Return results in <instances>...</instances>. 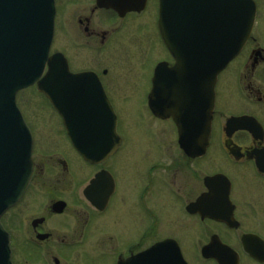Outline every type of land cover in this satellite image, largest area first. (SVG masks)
<instances>
[{
    "label": "flooded vegetation",
    "instance_id": "flooded-vegetation-1",
    "mask_svg": "<svg viewBox=\"0 0 264 264\" xmlns=\"http://www.w3.org/2000/svg\"><path fill=\"white\" fill-rule=\"evenodd\" d=\"M254 1L253 32L217 78L209 145L198 152L179 144L173 114L181 119L184 112V77L171 71L175 61L157 26L159 0H148L142 11L123 14L98 0H56V40L64 43L68 38L74 47L84 45L92 51L106 48L115 36L126 33L128 19L149 16L154 6L153 43L164 56L147 61L152 65L145 67V82L133 85L139 96L134 99L122 93L128 84L115 80L107 66L75 67L70 54L57 49L67 56L72 72H90L78 79L77 104H95L93 130L85 135L105 139V146L94 149H105L106 156L88 161L73 146L63 115L72 109L57 112L43 96L48 120L40 133L22 110L34 140V172L24 196L2 216L13 264H161L160 253L154 259L155 252L150 251L162 242L165 255L171 256L163 260L165 264L177 263L178 245L188 264H195L194 259L219 264L215 256L225 254L231 261L239 257L240 264H264V0ZM62 7L68 14L59 18ZM69 13L76 16L71 24ZM96 22L107 29H98ZM161 62L168 66L158 69ZM151 93L161 106L158 114L150 108ZM61 94L70 103L69 94L64 90ZM194 95L203 97V84ZM128 100L134 102L135 126L125 124L126 114L133 115L121 109ZM190 111L196 122H203L200 104L191 105ZM208 114L206 109V119ZM231 118L239 120L229 124ZM125 126L134 128L133 133ZM190 135L208 136V129L196 125ZM134 137L142 140L141 146ZM129 161L130 171L123 165ZM174 207L184 224L182 234L169 219ZM204 249L210 251L209 257L203 255Z\"/></svg>",
    "mask_w": 264,
    "mask_h": 264
},
{
    "label": "water",
    "instance_id": "water-1",
    "mask_svg": "<svg viewBox=\"0 0 264 264\" xmlns=\"http://www.w3.org/2000/svg\"><path fill=\"white\" fill-rule=\"evenodd\" d=\"M209 6L205 0H161L159 26L178 70L198 76L205 69L211 94L210 125L216 77L250 36L256 8L250 0H225L224 15L217 18ZM54 17L55 0H0V218L22 197L33 172L32 137L17 107L16 93L38 81L39 90L59 108L57 77L71 75L62 54L49 56ZM47 64L49 71L41 79ZM72 139L79 146L81 139ZM181 141L188 145L186 138ZM89 153L84 151L87 157ZM165 251L161 245L150 252H155L154 259L160 253L161 264H165V258L171 259ZM0 264H11L9 237L1 222Z\"/></svg>",
    "mask_w": 264,
    "mask_h": 264
},
{
    "label": "rangeland",
    "instance_id": "rangeland-1",
    "mask_svg": "<svg viewBox=\"0 0 264 264\" xmlns=\"http://www.w3.org/2000/svg\"><path fill=\"white\" fill-rule=\"evenodd\" d=\"M62 3L68 0H61ZM62 6V5H61ZM65 8V7H64ZM63 9L62 16L60 14L59 18H63L65 13L68 11H65ZM154 6L152 7V12L146 13L145 16L141 18H130L127 21V31L126 33H123V35H118L115 36L113 39H116L112 41L111 43H108L107 47L104 48L101 51H92L89 50L88 48L83 46H78V48L74 47L70 42L68 38L67 41L64 43L58 39L55 42V47L54 49H62L66 50L67 53L70 54V56L74 59V66L75 67H96V68H102L107 66V68L110 69V74L114 76L115 80L118 82L122 83L123 85L128 84V89L126 91H122V93H128L129 97L138 99V95L136 94V89L137 87L133 86L134 84L138 85L139 83H144L145 80L143 78V74L145 72V67H150L152 64L151 62H147L149 59L154 58L158 59L163 57L162 49L158 47L157 45H154L155 41V29L153 27V21H155V10ZM71 12V11H70ZM73 13L70 15L69 13V19L68 23L70 24L74 22V19L76 16ZM90 22L92 23V14L89 16ZM150 20V21H149ZM95 22V21H94ZM97 28L98 29H104L106 28L105 25H102L101 23L99 24L96 22ZM142 23L139 26V29L137 27L138 24ZM69 24V25H70ZM76 33L78 34L76 28L74 27ZM107 29V28H106ZM60 32L58 33V36H60ZM154 35V36H153ZM122 36V37H121ZM79 37V34H78ZM81 40V39H80ZM83 41H86L83 38ZM161 50V51H160ZM149 56V57H147ZM153 59V60H154ZM78 63V64H75ZM122 95V94H121ZM19 102L22 110L26 112V114L30 117V119H34L36 122V126L38 128L37 131L40 133L41 125L45 124L47 127V114L48 112L46 109H42V103H43V98L39 97L37 95V92L34 87H29L25 89L23 92L19 94ZM124 108L130 110L129 113H133V115L126 114L127 118V126L128 122H134V126L136 125V119L137 114L136 110L134 107V102L132 100H128L125 103H121V109L123 110ZM126 127V126H125ZM134 129V128H133ZM132 128L126 127V130L128 132L133 133ZM139 130V125L135 128V131ZM41 135V134H40ZM131 135V134H130ZM133 135H131L132 137ZM143 137V136H142ZM42 139L43 136H40ZM136 140L137 146H141L142 143L138 140L137 137H134ZM44 140V139H43ZM55 142V141H51ZM50 145H53L51 144ZM47 143L46 145H48ZM137 146L134 144L133 148L137 149ZM134 151H131L130 156H132ZM123 165L125 166L126 169L130 171V169H133V164L129 161L123 162ZM136 182V177L134 184ZM133 184V185H134ZM177 209L174 207L172 208V212L169 217V219L176 223L178 226V230H176L179 234H182L184 224L179 221V217L177 214ZM187 226H185L186 228ZM165 226L163 227V230H165ZM186 229H190V227H187ZM192 235L189 236L191 238ZM191 255H194V250L191 249ZM195 264H211V263H204V262H196L195 259L193 260Z\"/></svg>",
    "mask_w": 264,
    "mask_h": 264
}]
</instances>
